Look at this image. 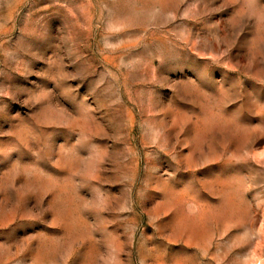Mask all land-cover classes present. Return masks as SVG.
I'll list each match as a JSON object with an SVG mask.
<instances>
[{"label": "rangeland", "instance_id": "rangeland-1", "mask_svg": "<svg viewBox=\"0 0 264 264\" xmlns=\"http://www.w3.org/2000/svg\"><path fill=\"white\" fill-rule=\"evenodd\" d=\"M0 264H264V0H0Z\"/></svg>", "mask_w": 264, "mask_h": 264}]
</instances>
